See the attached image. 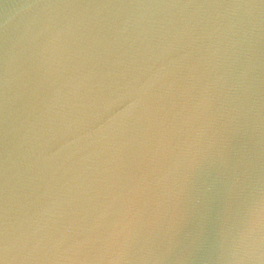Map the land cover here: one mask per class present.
Masks as SVG:
<instances>
[{
    "label": "water",
    "instance_id": "obj_1",
    "mask_svg": "<svg viewBox=\"0 0 264 264\" xmlns=\"http://www.w3.org/2000/svg\"><path fill=\"white\" fill-rule=\"evenodd\" d=\"M0 264H264V0H0Z\"/></svg>",
    "mask_w": 264,
    "mask_h": 264
}]
</instances>
